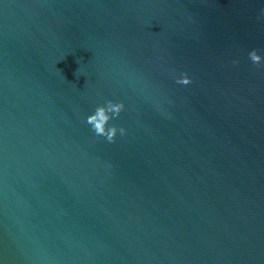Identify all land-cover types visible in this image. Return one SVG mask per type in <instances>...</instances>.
<instances>
[{
	"label": "water",
	"instance_id": "water-1",
	"mask_svg": "<svg viewBox=\"0 0 264 264\" xmlns=\"http://www.w3.org/2000/svg\"><path fill=\"white\" fill-rule=\"evenodd\" d=\"M262 8L0 0V264H264Z\"/></svg>",
	"mask_w": 264,
	"mask_h": 264
},
{
	"label": "clouds",
	"instance_id": "clouds-1",
	"mask_svg": "<svg viewBox=\"0 0 264 264\" xmlns=\"http://www.w3.org/2000/svg\"><path fill=\"white\" fill-rule=\"evenodd\" d=\"M257 19H264V8L260 10V16ZM248 57L257 68H264V56L258 54V50H251L248 53ZM233 63H238V61H234ZM175 82L187 86L192 83V78L187 72H184L176 78ZM124 109L125 105L122 101L113 102L112 100H106L104 104L98 105L94 112L86 117V123L91 126V130L95 136L104 137L108 142H115L117 134L119 133L121 136L125 135L126 129L114 124L110 125V121L118 118Z\"/></svg>",
	"mask_w": 264,
	"mask_h": 264
}]
</instances>
